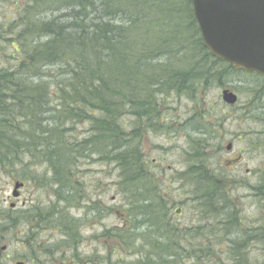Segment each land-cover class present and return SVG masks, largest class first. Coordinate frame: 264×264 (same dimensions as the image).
<instances>
[{"label": "trees", "instance_id": "1", "mask_svg": "<svg viewBox=\"0 0 264 264\" xmlns=\"http://www.w3.org/2000/svg\"><path fill=\"white\" fill-rule=\"evenodd\" d=\"M231 74L205 49L191 0H0V171L20 170L26 185L44 166L55 192L63 186V193H72L80 161L111 163L135 221L131 232L142 230L138 239L152 234L148 251L163 255L139 254L146 238L124 240L126 250L137 249L132 264H264L250 253L259 245L264 254V219L256 231H239L230 214L225 219L234 227L226 224L220 235L205 226L223 216L220 197L210 196L206 186V131L192 141V163L177 178L197 214L191 230L170 224L140 148L143 131H158L163 122L164 98L191 97L207 76ZM73 196H63V203ZM37 212L4 210L0 228L12 229L19 217L27 221ZM63 220V244L69 246L77 220L64 209ZM156 234H166L168 242L158 244ZM184 239L196 241L193 252Z\"/></svg>", "mask_w": 264, "mask_h": 264}, {"label": "rangeland", "instance_id": "2", "mask_svg": "<svg viewBox=\"0 0 264 264\" xmlns=\"http://www.w3.org/2000/svg\"><path fill=\"white\" fill-rule=\"evenodd\" d=\"M251 82L252 78L247 75L231 76L226 80V83L234 86L233 88L238 91L240 100L237 106L243 108L246 112L244 115L238 113L239 107L225 108L220 100L219 86L206 83L203 87H197L191 97L173 94L170 98L161 99L162 107L159 112L163 122L158 123L161 131L144 130L141 134V151L150 163V171L154 174L153 179L160 186L161 196L169 208L170 224L179 231L195 228L198 218L188 191L183 189L184 184L177 178L185 173L189 163H192L191 155H194L195 149L191 145L192 141L200 138L197 134L199 131L205 132L208 128L212 129L213 133V146H207V141H204V154L209 165L219 171L226 166L224 159L240 156L241 164L234 169V172L244 177L246 181L242 184L243 187L240 186L234 192L230 191L228 195L234 206L232 211L220 210L224 217H219L217 220L209 219L205 226L208 230L213 229L220 235V229L229 222L227 218L225 219V214L236 217L239 231L249 230V228L256 231L258 225L263 224L264 199L255 198L252 195L250 186L247 185L252 184L251 176L246 175V170H264V154L259 153L253 140L243 135L248 130L253 132L256 129L254 121L247 113L250 111L247 105L251 102V94L248 91V85ZM208 103L212 104V107H209ZM164 124L166 128H162ZM77 130L80 132L82 129L78 127ZM240 135H243L240 140H233ZM208 140L209 144L210 139ZM228 143L233 144L231 155H228L229 153L225 150ZM78 166L73 178V182L75 181L78 185L77 192L64 191L63 193V186L58 193L55 192V189L48 185L49 171L44 166H37V172L34 173L33 178L27 177L28 182L20 191L21 197L17 200L12 199L11 194L14 182H23L19 179L22 172L18 170L16 175H11L7 171H0V212L7 210L11 203H15V212L40 209L41 214L37 212L35 216L46 218V213L49 212L53 217L41 229L38 227L39 221L35 223L30 214L27 221L19 217L17 225L12 229L7 230V227H1L0 255L3 256L1 261L5 255L23 261V258L29 254V251L23 250V246H33L34 243L41 246L46 254L55 252L63 254V264H132L131 262L136 260L137 256L131 252L136 253L137 249L129 246L131 252L126 250L124 240L129 241L133 238L137 240L142 230L131 232V225L133 226L135 221L127 211V201L118 186L120 183L118 171L111 163L89 162L87 164L80 161ZM39 176L44 177L41 182ZM261 176H264V173ZM74 194H76L73 196L74 201L70 198L69 203H63V196ZM63 209L70 217L77 220V225L72 232V235L76 234L77 238L69 246L63 244V228L60 226L65 220H63ZM220 220L223 225L217 223ZM227 226L233 228L234 224L229 223ZM239 235L241 237V234ZM155 237L158 244L168 242L166 234L163 236L156 234ZM153 239L152 234L148 235L145 241L147 243L140 249L139 254H145L149 258L163 256L155 250L148 251L149 241ZM226 240L229 239L226 238ZM208 241L209 244L214 241L211 233ZM184 243L190 245L193 252L196 241L190 244L184 239ZM226 244L223 240L219 246L225 249ZM250 253L251 259L255 262L261 263L264 260V254L259 245H252ZM189 256L192 257V254ZM222 258L227 257L224 255ZM4 262L14 264V261L10 262L6 259Z\"/></svg>", "mask_w": 264, "mask_h": 264}, {"label": "water", "instance_id": "3", "mask_svg": "<svg viewBox=\"0 0 264 264\" xmlns=\"http://www.w3.org/2000/svg\"><path fill=\"white\" fill-rule=\"evenodd\" d=\"M192 6L204 47L214 58L264 76V0H192ZM222 98L229 105L237 102L232 93L223 92ZM23 187L14 184L13 199Z\"/></svg>", "mask_w": 264, "mask_h": 264}, {"label": "flooded vegetation", "instance_id": "4", "mask_svg": "<svg viewBox=\"0 0 264 264\" xmlns=\"http://www.w3.org/2000/svg\"><path fill=\"white\" fill-rule=\"evenodd\" d=\"M228 66H230L231 70L234 72V74H231L228 77H221L220 79L214 77L213 75H209L206 77L205 84L208 83L210 85L216 84L219 86L220 90V100L222 105L225 108H235L239 107L238 113L239 114H246V112L243 111V108L240 106H237L240 100L238 91L233 88L234 86L226 83V80H228L231 76H241V75H247L252 78V82L248 85V91L251 94V102L248 103L247 106H249L250 111L247 112L248 115H250V119L253 120L256 126V129L253 130V132H250V130L243 133V135L248 136L251 140L254 141V146H256L259 153L264 154V76L259 75L257 73H247L243 71H236L233 69L231 65L226 63ZM209 78V79H208ZM208 79V80H207ZM223 92L232 93L237 97V102L234 105H229L223 101ZM209 107H212V104L208 103ZM252 107V109H251ZM237 113V118L239 119V115ZM224 114V112H223ZM244 116H242L243 118ZM212 129L206 130L205 132V140L207 141V146H213L212 144ZM243 135L236 136L233 138V140H240V137ZM208 139H210V142L208 144ZM233 144L228 143L227 147L225 148L226 152L229 153L228 155L232 154L233 150ZM231 153V154H230ZM226 162L225 168H220L219 171H217L215 168H213L211 165H209L207 160V166L205 170V179H206V186L209 189L210 196L212 194L214 196H219L220 198V205L219 208L222 212H228L229 210L232 211L233 203L231 198L228 196L231 192H234L235 189H238L242 184H245L246 179L242 176H239L236 172H234V169L241 164V157L238 156L236 158H227L224 159ZM215 169V171L213 170ZM231 171V172H228ZM239 173V172H238ZM264 173V170H246V175L251 176V182L252 184L250 186V190L252 195L255 198L261 197V195H264V176H261V174ZM249 178V177H248ZM247 178V179H248ZM247 183V182H246ZM179 212V211H177ZM179 214V213H177ZM36 215V214H35ZM33 216V220H35L38 223V227L41 229L43 226L46 225L47 221L53 219L51 217V214L49 213L46 218H42L41 216ZM44 221V223H43ZM60 226L63 228V224L61 223ZM24 251H29V254L26 255L25 258H23V261L16 260L15 257H10L9 255H5L4 259L9 260L10 262L14 261V264H63V254H57V252L53 254H46L41 246H37V244L31 245H24L23 246ZM5 250V248H3ZM43 251V252H41ZM3 256L0 255V264L1 258ZM5 264V262H4Z\"/></svg>", "mask_w": 264, "mask_h": 264}]
</instances>
